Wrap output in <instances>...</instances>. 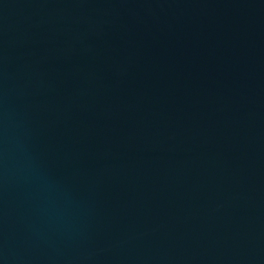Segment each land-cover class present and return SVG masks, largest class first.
<instances>
[{
	"label": "water",
	"instance_id": "95a60500",
	"mask_svg": "<svg viewBox=\"0 0 264 264\" xmlns=\"http://www.w3.org/2000/svg\"><path fill=\"white\" fill-rule=\"evenodd\" d=\"M0 264H264V0H0Z\"/></svg>",
	"mask_w": 264,
	"mask_h": 264
}]
</instances>
